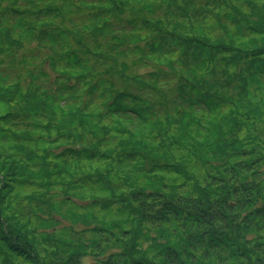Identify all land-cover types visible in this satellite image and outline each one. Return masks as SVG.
Here are the masks:
<instances>
[{
    "label": "trees",
    "instance_id": "trees-1",
    "mask_svg": "<svg viewBox=\"0 0 264 264\" xmlns=\"http://www.w3.org/2000/svg\"><path fill=\"white\" fill-rule=\"evenodd\" d=\"M0 56V264H264V0H0Z\"/></svg>",
    "mask_w": 264,
    "mask_h": 264
},
{
    "label": "rangeland",
    "instance_id": "rangeland-1",
    "mask_svg": "<svg viewBox=\"0 0 264 264\" xmlns=\"http://www.w3.org/2000/svg\"><path fill=\"white\" fill-rule=\"evenodd\" d=\"M19 69L15 66H13L8 59L5 58V56H0V74L3 76H6V74L11 75V78L16 80L17 79V73H19ZM23 76V80H24ZM89 263V262H88Z\"/></svg>",
    "mask_w": 264,
    "mask_h": 264
}]
</instances>
